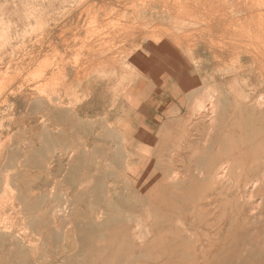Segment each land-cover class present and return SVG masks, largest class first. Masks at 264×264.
I'll return each instance as SVG.
<instances>
[{
    "label": "crops",
    "instance_id": "crops-1",
    "mask_svg": "<svg viewBox=\"0 0 264 264\" xmlns=\"http://www.w3.org/2000/svg\"><path fill=\"white\" fill-rule=\"evenodd\" d=\"M177 53L184 56L180 49H177ZM152 54L155 55L154 50L139 51V55L129 63L132 69H136L131 70L136 73L134 77L131 76V82L134 81L131 83V94L126 98L120 93L111 96L115 108L117 105L124 106L121 108L122 114L115 109L105 111V85L109 83L103 80V86L97 91L87 86L89 97L86 94L87 97L73 110L66 109L69 101L67 104L58 102L56 108L59 114L53 110L51 116L46 117L43 109L39 108L41 105L34 101L35 97L28 96L24 80L26 72L21 73L16 66H9V69L7 66L6 69V65H0V73L7 74L1 77L5 81L8 75H14V78L16 73H21V77L10 78L12 82L3 84L6 91L0 97V211L9 212L12 220L13 217L15 219L13 222L19 217V227L23 225V217L30 218L25 226L41 237V244L46 245L47 250L50 249L51 264H55L59 257L68 262L82 254L84 251L72 252L78 248L76 245L79 242L84 249L120 247L124 250L122 257L133 252L134 258L141 255L147 258V264H154L153 161L160 149L153 142L157 135L154 127L156 123H161L163 139L167 143L176 145L184 142L183 154L187 162L182 167L186 171L198 166L194 157L202 143V133L200 122L193 119L197 101L187 102L188 97L197 98V94H192L197 86L185 90L183 83L186 79L184 73L190 70L185 69L186 65L170 62L165 68L155 61ZM165 74L175 79V89L166 91L154 83L160 77L164 78ZM139 75L148 81L138 83ZM91 83L88 82L89 85ZM178 91L182 93L181 96L175 94ZM198 97L201 100V93ZM95 102L103 113L102 117L98 116L99 128L88 133L84 122L89 119L88 112L96 114V110L89 107ZM174 103L185 108L183 115L172 112L169 117L166 114V108ZM125 107L126 113L123 111ZM123 114L126 120L122 118ZM59 115L63 117V124ZM124 123H129L132 130L138 131V138H145L146 142L133 144L128 139L133 132L130 135L128 132L120 134V126ZM172 127L178 128L173 131ZM75 134L80 137L76 139ZM86 138H92L94 143L88 144ZM164 167V170L174 168L171 155ZM4 184H8L14 194L3 195ZM177 200L174 196V202ZM67 203L72 208L69 209ZM167 227L169 224L163 223L159 225V231ZM58 245L61 246L60 250ZM26 255L21 253L23 258L20 257L19 264L27 263Z\"/></svg>",
    "mask_w": 264,
    "mask_h": 264
},
{
    "label": "bare ground",
    "instance_id": "bare-ground-1",
    "mask_svg": "<svg viewBox=\"0 0 264 264\" xmlns=\"http://www.w3.org/2000/svg\"><path fill=\"white\" fill-rule=\"evenodd\" d=\"M8 1L9 0H5V2H2L0 4V38L1 39L5 38L4 42L1 40L2 43H0V58H1L0 65H5V62L7 61L6 69L7 66L8 69L9 66L11 67L16 66L15 67L16 70L21 69L22 71L21 73L26 72V77H24L25 75L23 77L25 78L24 80L27 83L28 96L35 97L34 101L36 100L37 103L41 105L40 107L38 105L37 106L43 109L44 115L46 117L52 114L53 110L54 111L56 110L55 112L59 114V112L57 111L59 109L56 108V105L53 102L59 101L61 95L63 94L62 92L64 91V87L61 86L68 85L69 80L64 79L65 74H63V72L60 74L52 73V72H54L53 70L54 65H57L58 67L61 65L60 67L62 69H65L66 62L61 63L59 65L56 62L53 63V62L44 61L45 63L41 64L43 67L42 68L41 66H37L36 64L37 61L39 60L38 56L41 55V49L39 50H33L32 48L21 49L22 48L21 44L23 43V40L25 38L23 36L24 35L26 36L27 33L30 34L35 33L37 32V30L38 32H40L39 31L40 29L41 30L40 33L44 35L45 27L46 25H48L47 21L48 20H50L51 22L56 21L57 18L60 17V15L64 14L65 12L67 14L69 12V14L76 15L77 19L84 17V19H86V20L83 19L84 21H88L91 24V26L97 27V28L95 27L93 28L94 30L93 32H91V34H87L88 32H85L86 36L87 35L96 36L98 35L97 32L99 30H100V34L104 32V37L107 40L106 39L103 40L105 41L103 45L107 44V46L105 45L106 46L105 48L102 47V49H98V51L94 50V48L92 49V52L94 54L97 53V55H99V57L102 58L99 60V64H98L99 65L98 70L100 69L99 71H101L102 74L104 73V71H112L113 73H116L117 71H119V68L124 67V65L127 68V65L131 62V60H133V57L135 59L137 55H139V51H146L147 49L149 51L150 50L155 51V55L152 54L154 55L155 61L158 64L164 66L165 68H167L168 65H170V63L172 64L174 63L175 65L176 64L186 65L185 69L190 70L189 72L184 73L186 75V79H184L183 83L185 86V90H190L192 87L194 88L195 86H197L196 90L192 92L193 95L197 94V98L195 99V97H188L187 102L189 104L191 100H193L192 102L197 101V104H195L196 109L194 112V118L193 117L192 118L196 121H199L201 125L202 143L198 147L194 157L195 158L194 162L198 166L197 168L195 167V169L193 170H188L184 172V175L181 178L177 176L178 174L177 175L175 174V171L173 173L174 169L169 168L168 170H166L167 181H166L165 189L167 194L164 195V194L155 193L153 224L155 226L156 232L154 234L155 236L152 239V243L154 245L153 262L154 264L155 263L161 264L162 263L161 258L163 257V255L169 256L167 249H174L177 252L178 250L180 251L184 250L183 253H190L187 255L188 260L190 259L192 254L194 255V253H196L197 257L203 258L202 263H204V258H206L205 264H214L213 259H216L217 256H211L212 253L215 250H219L218 248L221 245L227 246L230 243V241L232 240V236L234 235L235 225L239 223L241 220H244L245 218V216L244 218L241 217L242 213H245L244 211L245 207L249 206L248 211H250L253 214L255 211L263 208L264 205V195H257L259 189L261 187H264V149H261L262 151H256V149H254L252 150V154L243 153L244 151L243 147L242 150L240 148L241 145H244L246 143V139L244 138V135L250 136L251 134L244 133L242 129H240L242 123L240 117L236 121L234 118V113L236 112V108L237 109L244 108L246 105H248L246 104L247 102H244L243 104L240 101L241 97H239L240 94L238 92V88L245 89L247 86L245 87V85L243 86L239 84L238 82L239 76L242 73L245 74V73L255 72L260 77V79H262L264 83V44H263L264 40L262 38V34L264 30V26H263L264 24L262 23L263 13L259 12L260 14L259 13L250 14L249 15L250 18H248V16L247 17L245 16L246 17L245 19L238 18V20L234 18L236 12L234 8L233 11L229 14L226 12L224 13L222 11H220L223 13V14L221 13L222 15H220L219 12L218 15L216 13L215 14L211 13L210 3L219 0H173L174 4H172V6L169 9L167 8L166 5L170 4L169 2L170 1L172 2V0H138V1L96 0V2H93V0H10L12 2V7L7 11V9L5 10L4 5H6ZM229 1L233 5L238 4L240 6L241 4H243V6L241 7L242 9H244L245 5L247 4L246 1L244 2L243 0H238V1L226 0V4ZM252 1L253 0H251L250 2L252 3L251 5L253 6L254 1L253 2ZM260 1L264 2V0H259L258 9L260 8V5L261 6L263 5L260 4ZM201 4L202 6H204V7L201 6V8L204 9V12H209V13L202 12L204 13V15L194 13L193 10H196V7L197 6L200 7ZM208 4H210L209 7H205ZM255 4L256 5H254V7L255 6L257 7V2ZM116 5H119L120 8H125L128 10L126 12V10L124 9L125 10V11L123 10L124 14L122 13L123 15H120L123 16L124 18L123 20L122 17L120 18L118 16H115L118 15L117 12L115 11ZM251 7L250 8L248 7V10L251 9ZM254 7H252L253 10ZM256 7L255 9H257ZM222 8L223 7H221V9ZM175 9L180 10L179 14H176L179 16L182 10L188 11L187 16L192 17L194 24L203 23L204 26L202 25L203 27L199 31H194V33L193 30L191 32V29L189 30L191 33H189L188 31L185 32L183 30L179 32V30L177 29L175 30H177L178 33H175L172 31H168L169 28L168 30H164V28L162 30L160 28H157L151 30L150 32H144V30L139 29L138 30L139 36L149 35L150 37L154 36L155 39L146 37V39L143 40V38H141L143 40V41L141 40L142 42H144L145 40L152 41L151 43L147 44L145 48H143L142 50L138 49L137 44H135L134 46L137 47V48L135 47L136 50L134 49V47L131 46V48L134 50H131V52L128 51L129 53L124 54L122 53L123 51L122 52L117 51L116 54L120 52L123 55L120 54L117 56L115 55L113 56L111 54H108L109 49L113 48L112 46H110L111 45L110 42L112 43L111 40L114 41L115 38L118 37L120 34H122L123 37L124 36L134 37V35L135 37L137 36L135 34L137 31H135L133 27L135 26V24H140V26L143 24L144 26V24L156 25V24H162L168 22L172 23L171 22L172 20L169 18H172L173 15L170 16L171 14L170 12ZM67 14H65V16ZM63 18L65 17H62V19ZM59 22L60 20H58L57 23ZM190 24L192 25L193 23ZM140 28L142 29V27ZM170 30H174V29H170ZM155 32L156 34H160V35L159 36L156 34L153 35ZM220 33L224 36L227 35L229 41L226 43L225 46H224L225 43H222L223 44L222 46L225 48V50L219 52L221 55L219 54L220 56L218 57L219 58L221 57L220 59H222L224 62H226L228 58L230 59V63L228 65L226 66L224 65L221 69H218V71L220 70L221 72H223L224 69H225L224 72L226 71L225 73L224 72L221 73L222 75L220 76L216 77L212 73H209L208 70L210 69V66L205 64L203 61H199V62L196 61V63L192 62L191 56L194 55V50L196 48L195 49L189 48L188 54H186L188 56H185V54L184 56H182L179 53H177V49H180L179 45L182 43L183 40L190 39L194 35H198L197 37L201 39L202 38L205 39V37H207V39L209 38L210 40V38H213L215 34L220 36L221 35ZM108 38H110V40ZM222 38L220 37V39ZM246 38H248L249 40L248 45L244 44L245 41H247ZM131 39L132 38H130L129 41L132 42L133 40ZM137 39L138 38L136 37V41H138ZM75 40L76 39H74V41ZM153 40L155 41L158 40V43ZM209 40H207L208 42L204 40L205 41L204 44L210 46L209 49H211V47H215L214 45H216V43ZM238 40L244 42H238ZM140 42L138 45H140ZM222 42H224V40H222ZM125 43L123 45H125ZM5 45L9 47L4 48ZM121 46H119L118 44V49ZM222 46L217 45L218 48ZM97 48L98 47H96V49ZM64 49L65 48H63V50ZM105 49L106 52L104 51ZM115 49L117 50V48ZM209 49L208 51H210ZM82 51L86 52L88 50L83 49ZM149 53H153V51ZM224 53L225 55H222ZM93 57L94 55L92 54V58ZM32 58H34L33 62H35L34 64L36 66V69L34 68L35 71L33 70L34 72H31V74L32 73H34L35 75L37 74L39 80L41 79V85L39 83L38 90H37L38 84L36 85L35 83L36 86L32 87V86H28V82H27L28 81L27 67L32 65V63L29 64L32 61ZM219 58L217 59V62L218 60H220ZM225 58H227L226 61ZM220 61L218 63H220ZM8 62H10L11 64L9 63L8 65L7 64ZM13 62H15V64ZM76 65L77 64H74L72 66H76ZM86 66L87 65L83 66L82 64L81 65L78 64L76 68H78L79 70L84 68V71H87V69L89 68ZM128 67H131L129 69H132L131 65ZM98 70L96 73H99ZM132 70L136 71V69L134 68ZM50 71H52L50 73L51 75H49V77H44V75ZM21 73L20 75L16 73L17 75H15V77L18 75L21 77ZM3 74L4 73H1L0 75ZM200 75L202 76L201 79L199 78ZM13 76H12V80H13ZM1 77L4 76H0V78ZM8 77H9L8 79H10L11 76L8 75ZM8 79L6 80L9 81ZM219 79L220 80L224 79L222 81V84L228 83V85L234 84V86L233 87L220 86ZM0 80L3 81V83L0 82L1 83L0 87L4 86L2 84L6 83L5 79L1 78ZM104 81H108V80L106 79ZM200 81H201V86H200ZM133 82L134 81H132L131 83ZM1 88L3 89V87ZM0 91L2 90L0 89ZM68 91L69 90L67 89V93ZM65 93L66 91L64 92V94ZM199 93H201V100L198 97ZM192 94L191 96H193ZM119 95L121 96V94ZM59 102H61L62 104H67L68 99H64ZM37 103L35 102V104ZM241 103L243 104V107H241L242 105ZM30 104L31 103H29V106ZM69 106H66L67 111L68 109H70ZM29 108L30 107H28V109ZM62 111H60V113H63ZM70 111L71 110H69V113ZM231 112L233 113V115L230 114ZM64 114H66V110ZM45 116L44 118L46 121ZM263 117L262 120L264 121ZM58 118H60V115ZM61 118L60 120H62ZM65 118L66 117H64V119ZM57 121L59 122V119ZM62 124H63V120H62ZM128 126H126V129ZM248 131L250 132L251 130ZM61 132L62 131H60V133ZM121 133L122 132H120V134ZM129 133L130 132H128V134ZM255 144H258V142H255ZM260 144H262V146L264 145V135L261 139ZM249 156H251V158L254 160L258 158H260V160L258 162H253V163L248 162L247 164L241 163L247 160ZM243 170H249V171L251 170L253 171V173H255L256 171L257 172L254 177L250 178L247 181H243L242 179L236 178V173H240ZM161 187L164 186L161 185ZM174 196L178 198V200L175 202H174ZM164 208H166V211L163 213ZM249 213H247L246 215L247 219H249L250 217ZM163 223L169 224V227H167L165 230L159 231V225ZM262 235H264V233ZM227 247H228L227 249H229L231 246L229 247L228 245ZM223 252H221V255L223 254ZM229 252L228 255L229 256L232 255V257L234 258L235 257L234 250L232 249ZM224 264H233V262L227 260L225 261Z\"/></svg>",
    "mask_w": 264,
    "mask_h": 264
},
{
    "label": "rangeland",
    "instance_id": "rangeland-1",
    "mask_svg": "<svg viewBox=\"0 0 264 264\" xmlns=\"http://www.w3.org/2000/svg\"><path fill=\"white\" fill-rule=\"evenodd\" d=\"M136 1H138V0H136ZM243 1L244 2L246 1V3H247V4L244 3V4H246L244 9L241 8L243 6V4H241L240 6L238 4L233 5L232 3H230V1L226 4V0H222V1L219 0V1H214L213 3H210L211 4L210 10H211V13H214V14L216 13L218 15V12H219L220 15H222L223 14L222 12H224V13L226 12L228 14L231 13L233 11V8H234L236 11L234 18L236 20H238V18H244L245 19L247 16H248V18H250V16H249L250 14H255V13L257 14L260 12V13H263L262 15H263V20H264V2L263 1L262 2L260 1V4H263V5L262 6L260 5L259 9H258L259 0L258 1L253 0L254 2L252 1L254 3V5H256L255 3L257 2V7L255 6L257 9H255L254 5L253 6L251 5L252 4L250 2L251 0L250 1L249 0H243ZM2 2H5V0H0V4ZM93 2H96V0H93ZM169 3L170 4L166 5L168 9L172 6V4H174L173 0H172V2L170 1ZM210 4L206 5L205 7H209ZM250 5L252 7H254V10ZM4 6H5V10L7 9V11H8L12 7V2L9 0L7 2V4ZM201 6H202V4L200 5V7L197 6L196 10H193L194 13L203 14V15H204V13H209V12H204V9H202ZM233 6H235V7H233ZM115 7H116V9L115 8L114 9L118 14L115 16H118L120 18L122 17V20H123L124 19L123 16H120V15H123L124 11L126 10V12H127L128 10L125 8H120L119 5H116ZM202 7H204V6H202ZM221 7H223V8L221 9ZM248 7L249 8L251 7V9L248 10ZM176 10L177 9L170 12L171 13L170 16L173 15L172 18H169L172 20L171 21L172 23L168 22V23H162V24H156V25H152V24H146L145 25L144 24V26H143V24L141 26H140V24H135V26H133V27H134V30L137 31L135 34L137 35L136 37L138 38L137 39L138 41H136L135 35H134V37L133 36L132 37H130V36H128V37L124 36L123 37L122 34H120L118 37L115 38L114 41L111 40L112 43L110 42V44H111L110 46H112L113 48L109 49V51L111 50L110 52L107 50L108 54H111L113 56L114 55L117 56V55H120L121 54L120 52H122V51H123L122 53H124V54L129 53L128 51L131 52V50L135 49V47H136V46H134L135 44H137L138 49L142 50L143 48H145V46L147 44L152 42V41H148V40H145L144 41L145 43L142 42L144 39H146V37L155 39L154 36L150 37L149 35L139 36L138 35L139 29L144 30V32H150L151 30H154L157 28H160L161 30L163 28H164V30H168V28H169L168 31H172L175 33H178L177 30H179V32L181 30H183L185 32L188 31L189 33H191L193 30V33H194V31H199L204 26L203 23H195L194 24L192 17L187 16L188 11L182 10L181 14L179 16L176 14H179L180 10L178 9L177 12H176ZM220 11H222V12H220ZM202 12H204V13H202ZM65 14H67V13L65 12L64 14H61L60 17H58L56 21L51 22L50 20H48L49 22L47 21L48 25H46V27H45V34L44 35H42V33H40L41 32L40 29H39L40 32H38V30H37V32H35V33H31V34L27 33L28 35L27 34H26V36L24 35L23 37H25V38L23 40V43L21 44V47H22L21 49H24V48H27V49L32 48L33 50L41 49V55L38 56L39 62L37 61V63H36L37 66L42 67L41 64H43L45 62H53V63L56 62L59 65L61 63L66 62L65 63L66 64L65 69H62L60 67L61 65L59 66L60 68L57 65H54V67H53L54 72L50 71L44 75V77H49V75H51L50 74L51 72L57 73V74H60L63 72V74H65L64 79L69 80L68 85L61 86V87H64V91L62 92L63 94L61 95V98L59 99V101L64 100V99H68V101L71 102V103H69L70 108L73 109L79 102L84 100L87 96L89 97V95H88L89 89L87 88V86L90 88V90H94V88H95V90L97 91V89H99L100 86L101 87L103 86V83H101V81L107 79L108 81H106V82H109V84L105 85L106 86L105 89L107 92V97H106V99H104V103H106L105 104V111L111 110V109L113 111L115 109L117 112L122 114L121 108L124 106L117 105L115 108L114 105L112 104V100H111L112 97L111 96H114L115 94H119L121 92L120 93L121 96L123 98H126V96L131 94V90H132V87H130L131 86V76L134 77L136 74V73H134V71H131L132 69H129L130 67H128V66H130L131 64H128L127 68L125 65H124L125 68L124 67L119 68V71L116 74L113 73L112 71H104V73L102 74V72L99 71L100 69L98 70L99 60L102 58L99 57V55H97V53L94 54L92 52V49L94 48V50L98 51V49H102V47L105 48L107 46V44H105L106 46L103 45L105 42L103 40L106 39L104 37V32L100 34V30H99L97 32L98 35H96V36H94V35L93 36L92 35L86 36L85 32H88L87 34H91V32H93V30H94L93 28L94 27L97 28V27L91 26V24L88 21H84V20H86V19H84V17L77 19L76 15L69 14V12L66 16H65ZM174 14L176 15V17ZM184 14H185V16H184ZM126 16H127V13H126ZM62 17H65V18L62 19ZM58 20H60L59 23H57ZM184 20H186V21H184ZM200 20H202V19H200ZM263 20H262V23L264 24ZM190 23H193V24L191 25ZM88 24H90V25H88ZM178 24H181V25H178ZM179 26H181V27H179ZM140 27H142V29ZM183 27H184V29H183ZM178 28H180V29H178ZM103 29H105V28H103ZM170 29H174V30H170ZM175 29H177V30H175ZM190 29H191V32L189 31ZM155 34H156V32L153 35H155ZM156 35L159 36L160 34H156ZM215 35L213 36V38H210V40H209V38L207 39V37H205V39H203V38L201 39V38L197 37L198 35H194L190 39L183 40L182 43L179 45V48H180L181 52L185 54V56H188L186 54H188L189 48H194V49L196 48L194 50V55L191 56L192 62L196 63V61L197 62L203 61L205 64L210 66V69L208 70L209 73H212L213 75H215L217 77V76L222 75L221 73H223L225 70V69L224 70L222 69L223 72H221L220 70L218 71V69H221L224 65L225 66L228 65L230 63V59L228 58V60H229L228 61L227 58H225V61L227 60L228 62L227 61L224 62L222 59H220L221 57L220 58L218 57L221 55L219 52H221L222 50H225V48L222 46L223 45L222 43H225L224 44V46H225L226 43L229 41L227 35H225L226 37L222 34L220 36L217 34H215ZM222 36L224 39L222 38ZM263 36H264V30H263V34H262V38L264 40ZM35 37H36V39H35ZM214 37H215V40H214ZM220 37L222 39H220ZM33 38H34V40H33ZM130 38H132L131 39V40H133L132 42L129 41ZM141 38H143V40ZM4 39L5 38H3V39L0 38V43H2V41L4 42ZM74 39H76V40L74 41ZM108 39L110 40V38H108ZM206 39L209 41L215 42L216 43V45H214L215 47H211V49H209L210 46H207L204 44V42L207 41ZM222 40H224V42H222ZM246 40L247 41H245L244 44L248 45L249 44L248 38H246ZM36 41H38V42H36ZM125 41H126L127 45H126ZM153 41H155V40H153ZM139 42H140L141 46L138 45ZM155 42L158 43V40ZM155 42H153V43H155ZM185 42H186V44H185ZM238 42H244V41L238 40ZM31 43H32V45H31ZM124 43H125V45H123ZM118 44H119V46L123 45L124 47L121 46L122 48L120 47L119 48L120 50H119ZM203 45H205L206 47ZM217 45H221L222 47L218 48ZM126 46H128V47H126ZM131 46L134 47V49H132ZM139 46H140V48H139ZM212 46H213V44H212ZM8 47L9 46H6V45L4 46V48H8ZM96 47H98V48L96 49ZM63 48H65V49L63 50ZM115 48H117V50ZM83 49L84 50L87 49L88 51H86V52L82 51ZM113 49H115V50H113ZM208 49L210 51H208ZM213 49L217 50L218 52L214 51ZM211 50H213V51H211ZM246 50H248V49H246ZM104 51L106 52V49ZM117 51H120V52H118V54H116ZM47 52H49L50 54ZM211 52L214 54H212ZM92 54L94 55L93 58H92ZM78 55H80V56H78ZM121 55H123V54H121ZM222 55H225V53ZM52 57H54V58H52ZM108 57H110V56H108ZM44 58H46V59H44ZM218 58L221 60V61L218 60V62L220 61V63L217 62ZM33 59L34 58H32V61L29 63V64L32 63V65L27 67V71H28L27 72V75H28L27 76L28 77L27 82H28V86H32V87H35L38 84L37 85L38 86L37 90H38L39 89V83L41 85V79L39 80V77L37 76V74L36 75L34 73L31 74V72H34L36 69V66L34 64L35 62H33ZM113 60H116V59H113ZM6 62H5V65H6ZM9 63L10 62H8L7 64L9 65ZM13 63L15 64V62H13ZM73 63L77 64V65L72 66V65H74ZM78 64L79 65L82 64L83 66L87 65L86 67H88L89 69H87V71H84V68L79 70L78 68H76L78 66ZM30 67H32V68H30ZM91 68H93V69H91ZM58 70H59V72H58ZM97 70L99 73H96ZM121 70H122V72H120ZM108 74H110V75H108ZM3 75H6V74L4 73ZM10 76H11L10 78L12 80L13 75H10ZM75 76H76V78H75ZM44 77H43V79H44ZM85 79H86V81H85ZM13 80H14V78H13ZM90 80L92 81V83L90 85H88L87 81L89 82ZM223 80L224 79H221V80L219 79L220 86H223V87L224 86H227V87H233L234 86V84H232V85H230V84L228 85V83L222 84ZM140 81L146 82V81H148V79L145 80L144 77L142 78V76L139 75L138 83ZM0 82L3 83L2 80H0ZM238 82H239V84H241L243 86L245 85V87L247 86L245 89L238 88V92L240 94L239 97H241L240 101L243 104H244V102H247L246 104H248V105H246L244 108H239V109L236 108V112L234 113V118L236 121L240 117V119L242 121L240 129H242V131L244 133L251 134L250 136L244 135V138L246 139V143L244 145H241L240 149L242 150V147H243V150H244L243 153L244 154H246V153L252 154V150H254V149H256V151H262L261 149H264V145L262 146V144H260L261 139L264 135V121L262 120V117L264 115V95H263L264 94V83H263L262 79H260V77L255 72L245 73V74L242 73L238 78ZM1 83H0V85H1ZM35 83H36V85H35ZM154 83L157 86L162 87V89L163 90L165 89L166 91L169 89H172V88L175 89V87L177 86L175 79L169 77L167 74H165L164 78L160 77V79L158 81H154ZM119 85H121V86H119ZM1 87H3V89ZM1 87H0V89L2 91H5L4 86H1ZM67 87H69V88H67ZM114 87H115V89H114ZM135 87L133 89H135ZM67 89L69 90L68 93H67ZM71 89H72V91H71ZM2 91H0V92L4 93ZM65 91H66V93L64 94ZM1 93H0V95H2ZM86 94H87V96H85ZM175 94H179V91L176 92ZM181 94L182 93L180 92L179 95L181 96ZM76 100H78V101H76ZM59 101L53 102L56 105V107H57V104ZM256 102H257V104H256ZM174 104L175 105H173V106L170 105L169 108H166L167 109L166 114H169V117H171V114H173L172 112L182 113L181 115H183V113L185 112L184 111L185 108H182L179 105V103H174ZM243 104L241 105V107H243ZM89 107L93 111L96 110V114H91V112H88L89 116H87V118H89V119H86V121L84 122L85 123V126H84L85 130L88 133L93 132L95 129L99 128L100 119H98L99 118L98 116L101 115V117H102V113H103V110L100 112V106L96 102H95V104H93ZM123 111L126 113V107L124 108ZM124 114H123L122 118H124L126 120V117ZM230 114L233 115L232 112ZM123 125L124 126H120V128H121L120 131L122 133L133 132L132 135L128 138L133 144L139 143V142H141V143L146 142L145 138H138V136L136 134L138 131L132 130L130 128L131 126L129 125V123H128L129 126L127 125V123H124ZM126 126H128L130 129L128 127L126 129ZM177 128L178 127H175V128L172 127V130L176 131ZM154 129L156 131V134L157 135L159 134V135L158 136L156 135V138H155L156 142L155 141H153V142L156 143L157 148H159L158 145L160 146V149H158V153H156L155 161H153L154 165H155V169H154L155 170V188L154 189H155V193L165 195V194H167L166 189H165V185H166V181H167L166 180L167 179V173H166V170H164L163 168H165L164 166L167 165V163H169V156L171 155L172 159H173V165H174L173 173L175 171V174L176 175L178 174L177 176H179L180 178L184 175V172H186V169L184 167H182V165L185 164L187 157L185 158L184 157L185 155L183 154L184 153L183 152L184 142H179V144H176V145H174V144L172 145L170 143H167L168 141L163 139V133H162L163 129H162L161 123H156V126L154 127ZM248 130H251V131L249 132ZM120 131H119V133H120ZM44 132H45V130H43L42 134H44ZM116 132H118V131H116ZM115 135L117 136V133ZM75 136H76V139L78 137H80L77 134H75ZM85 141L88 144L94 143L92 141V138H86ZM255 142H258V144H255ZM160 152H162V153H160ZM135 154L137 155V153H135ZM152 155L153 154H151V156ZM257 156H260V155H257ZM259 160H260V158L254 160L251 158V156H249V158L247 160H245L244 162H241V163L247 164L248 162L253 163V162H258ZM261 163H262V161H261ZM140 171H142V170H140ZM256 172L253 173V171H251V170L250 171L249 170H243L240 173H236V178L242 179L243 181H247L250 178L254 177ZM161 185L164 187H161ZM15 187H17V186H15ZM163 191H165V192H163ZM2 193H3V195H6V193L7 194H11V193L14 194V191L11 190V187L8 184H4V188H3ZM257 195H264V187H261L259 189V191L257 192ZM67 206L69 209L72 208V206H70L69 203H67ZM248 209H249V206L245 207V209H244L245 213H242V216H241L242 218H244V216H245L244 220H241L234 227V235L232 236V240L228 244L229 247L230 246L231 247L229 249H227L228 245L227 246L221 245L218 248L219 250H215L213 253L211 252L212 253L211 256H217L216 259H213L214 264H224L225 261H227V260L232 261L233 264H264V235H262L264 233V205H263V208L255 211L253 214L250 211H248ZM165 210H166V208H164V211ZM70 211L72 212V210H70ZM8 213L9 212L0 211V231H3V232H0V264H19L18 262L20 261V257H21V259L23 258L21 256V253L22 254L27 253L26 257H24L25 260L27 261L26 264H51L53 259L51 257L50 249L47 250L46 245L41 244V237L39 238L38 236H36L37 234H35L34 232H31L30 229L27 226H25V224L29 221L30 218H24L23 217L22 218V224L23 225H22V227H19L18 226L20 223L19 217H18V220L15 221L16 222L15 223V222H13V220H15L14 217L12 220V217H10L8 215ZM247 213L250 214L249 219H247V217H246ZM32 218H34V217H32ZM10 228L15 229V231L9 232L8 230ZM141 235L142 234H139V236H141ZM135 238H137V236H135ZM58 247L60 250L61 246L58 245ZM76 247H78V248L73 249V251H72L73 253L76 251H84V252L82 254L80 253V255L73 258V260L70 259L68 262L62 260L61 257H59V260L55 264H136V262H137V264L138 263L147 264L146 263L147 258H143V257H141V255H138L134 258L133 252L126 254L124 257H122L124 254V250L120 247H115L113 249H110V248H107V249H104V248L84 249L83 245H81V242H79V244L76 245ZM232 249L234 250V254H235L234 258L232 257V255H230V256L228 255V252L231 251ZM167 250H168L169 256L163 255L162 258H164L165 261H163L164 259H161V261L163 262L161 264H205L206 263V261H205L206 258H204V263H202L203 258L197 257L196 253H194V255L192 254L190 259L188 260L187 255L190 253H183L184 250L183 251L178 250V252L175 251L174 249H167ZM221 252H223L222 255H221ZM229 254H230V252H229ZM129 259H132V260L129 261ZM121 260H123L122 263H121ZM134 261H135V263H134ZM20 264H22V263H20ZM23 264H25V263L23 262Z\"/></svg>",
    "mask_w": 264,
    "mask_h": 264
}]
</instances>
